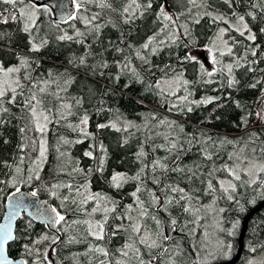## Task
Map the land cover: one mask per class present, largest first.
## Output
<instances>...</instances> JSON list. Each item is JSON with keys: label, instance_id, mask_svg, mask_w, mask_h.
<instances>
[{"label": "trees", "instance_id": "16d2710c", "mask_svg": "<svg viewBox=\"0 0 264 264\" xmlns=\"http://www.w3.org/2000/svg\"><path fill=\"white\" fill-rule=\"evenodd\" d=\"M108 2L112 8L101 9L95 4H89L87 11L76 12L74 15L90 18L92 14L99 13L100 18L94 22L102 25L98 33L95 30L89 31V27H86L81 19H69L64 23L54 21L52 9L48 6H41L47 7L50 11L39 12L35 27L30 33H26L23 31L25 18L19 15L20 9L23 4L29 5L35 3V0H24V3H18L15 9L0 0V63L4 67L21 68L18 78L25 85V96L28 95L30 82L39 84L47 81L46 93L42 94V106L50 108L54 113L50 117L52 123L48 125L46 133L48 152L47 161L40 173L41 180L31 185H21V189L33 191L42 183L49 185L71 183L76 186L84 185L88 181L91 193L108 197L110 201L115 202L116 207V211L109 214L103 241L88 236L86 226L81 223L72 227L58 226L61 242L48 247L46 241L38 247L47 248V251L54 249L64 264H99L100 260H105L106 264H116L117 261H124V264H139V260L132 252H129L128 257L121 255L124 245L132 242L140 248V258L145 264H148V261H152V264H172V261L175 264H204L203 250L210 249L217 244V241L207 236V240L202 243L199 236L205 235V222L210 219L208 231L212 230L213 216L219 218L220 215L221 226H219L224 229L223 234L226 239L224 240L218 232L219 236L222 237V242L230 243L232 248L228 257L213 262L231 260L238 250L243 219L264 199L260 193L263 185L257 188L255 185L241 184L233 180L237 184V192L233 194L235 200L228 201L219 190L218 181L230 177L222 171H216L210 177L209 172L229 163V154L239 153L245 144H247L245 154L252 158H259L261 155L259 149L264 148V121L261 125L248 128L250 123L248 114L252 111L255 101L261 102L264 106L262 101L264 31H261L264 29V0H261L259 8L253 7L257 0H232L231 6L225 0H197L199 7L189 4L188 0H152V7L147 10H137L136 16L130 22H125L128 14L124 13L123 9L131 3V0H108ZM137 2L144 5L147 0H137ZM164 4H167L176 23L169 24V27L160 32L164 24L168 23L159 17V8ZM140 11H143V15H140ZM212 11L233 21L243 15L249 28L256 35L255 41L246 39L247 32L243 37L234 30H230L226 35L231 46L233 39L237 41L232 55L226 53L220 57L222 63L232 62L234 65L231 75L226 70L220 71L222 68H218L212 77H207L200 68L202 63L205 69L212 71L210 65L198 56V51L210 44L220 26L228 27L220 21L214 23L212 16L215 15L206 14ZM12 16L16 19H11ZM4 18H8L7 23L3 22ZM197 19L199 23L194 22ZM185 24L190 32L189 36H184V29L180 27ZM174 29L179 35L175 43L169 40L168 43L160 45L155 54L142 48L149 37H156L152 45L156 46L158 41L166 40ZM77 30L83 32L84 36L77 37ZM65 33L73 36V39L60 40L59 37ZM33 43L41 46L38 52L30 51ZM250 48L256 49L255 57L248 51ZM137 51L145 56L149 63L139 59L136 55ZM246 51H248L246 61L241 60L242 66H235V60L243 57ZM189 53L200 63L184 59ZM22 57L28 58L29 67L24 68L21 65ZM81 58L85 60L84 64L80 63ZM253 61L257 62L253 63ZM129 62L130 68L135 69V74L129 68L123 67ZM105 64L107 67L103 66ZM177 74L182 75V78L189 83L186 86L187 90L181 86L176 96H162L154 87H149L162 82L161 86L167 90L163 82L174 80ZM117 76H119L118 80ZM233 78L237 83L230 87L228 81ZM252 84H256V87H250ZM33 90L37 91L39 98L41 94L38 89ZM182 96H187L188 99L182 102L180 99ZM209 98H214L211 103H196ZM77 101L80 103L77 104ZM61 103L72 105L71 114H68L67 109H60L57 113ZM145 103L156 105L158 108ZM173 104L178 108H172ZM5 107L9 108V113L3 115L6 122L0 124V180L9 179L15 166L19 164L20 156L25 155L20 151L19 145L27 143L22 139L20 132V128L28 122L22 98L18 95L15 105L6 103ZM188 107L192 108L191 112L187 111ZM163 109L165 111H162ZM85 114L89 117L88 124L80 127L91 134L88 137L83 136L80 128L76 127ZM62 115H66L67 118L59 119ZM242 117L248 118L246 123H242ZM161 119L175 123L169 127L167 122L160 124ZM129 122L133 127L125 131L124 128ZM101 123H115L121 131L111 127L98 129L97 125ZM251 132H258L259 138L249 137L248 134ZM23 135L39 136L35 132H27ZM225 138L237 143L222 144L221 141ZM62 140H68L70 143L63 144ZM250 140L255 143H250ZM77 141L82 142L77 143ZM173 142L177 144V148L169 151ZM101 144L107 150L106 153L100 150ZM253 147L257 149L255 154L251 152ZM141 148L146 153L142 157L138 156ZM87 151H92L94 158L85 156L84 153ZM26 152L25 162L21 165L25 170L30 167L28 157L37 155L30 149H26ZM60 152L65 155L60 156ZM205 154H211L212 159H206ZM102 155L105 160L103 171H97ZM155 160L167 165L168 171L157 168L152 172L151 165ZM8 165H11V168ZM144 165L149 167L145 168L141 181L129 179L120 188L113 186L111 177L114 174L121 173L132 177L139 173ZM176 167L184 171L173 172L172 169ZM73 169H83V172ZM154 179H158L159 183H154ZM208 179H211L217 187L216 192L207 191ZM243 179L247 180L246 177ZM261 180H264L263 176ZM166 185L184 188L185 192L193 197L191 201L193 209L198 208L200 211L195 216L184 212L182 206L185 202L181 201L180 205H169L167 211L158 205L149 209L150 215L156 216L161 221L160 225H156L149 217L139 218L135 198L132 196L136 188L141 187L137 195L145 202V207H148L153 192L162 201L165 196H179L178 193L167 191ZM0 187H4L6 205V197L15 189L10 186ZM58 191L61 199L69 195L66 188ZM38 195L47 199L54 207L60 204V200L50 196L47 191H42ZM127 205H132L130 215L133 220L116 219L128 212ZM241 205L243 211L240 210ZM93 207H95L93 201L84 206V211H76L75 206L69 205L66 212L69 222L91 219L92 216L101 220L102 212L91 216L86 214L90 213ZM221 208L224 209L223 212H219ZM5 210L6 207L0 212V221ZM165 217L175 227V231L171 239L163 240L161 237L159 242L169 249L171 255L161 253L159 249H149L140 245L137 242L138 237L132 234L129 227L131 222L139 220L144 230L166 235L163 222ZM29 219L23 215L17 223V235L21 239L11 248L16 258L22 253V244L29 242L24 234L25 222ZM173 220L177 223L173 224ZM236 221H239V224L234 230V235H229L228 232L232 230ZM117 224H122L128 231H119L115 236L111 235L113 227ZM44 234L57 235L49 231L44 224L33 221V227L28 233L31 239H38ZM69 237H75L79 242L68 243ZM205 244H207L206 248ZM96 246L104 247L109 252V256L104 257L102 254L90 251V248ZM251 248H255L256 251H251ZM263 253L264 209L249 221L241 261L249 254L259 256Z\"/></svg>", "mask_w": 264, "mask_h": 264}, {"label": "snow or ice", "instance_id": "6c2138e0", "mask_svg": "<svg viewBox=\"0 0 264 264\" xmlns=\"http://www.w3.org/2000/svg\"><path fill=\"white\" fill-rule=\"evenodd\" d=\"M4 4L11 5L13 9H15V6L19 4H23L24 0H2ZM226 3L231 6L232 0H225ZM188 3L191 5H196L199 7L200 5L197 4V0H188ZM75 9L77 13L82 11H87V5L89 4H95L97 7L103 9V8H112V5L108 2V0H74ZM134 6V7H133ZM152 7V0H147V3L144 5H141L137 2V0H131V3L127 7L123 9L124 13H127V18L125 22H130L137 13V10L143 9L147 10ZM253 7H261V0H257V3L253 5ZM131 9V11H130ZM66 10V6H65ZM41 11H50L47 7H41L35 3H29L27 10L24 8L20 9L19 15L21 17L25 18V23L23 25V31L26 33H30L31 29L35 27V23L37 20V14ZM190 11V9H189ZM209 16H212L211 13H206ZM140 15H143V11H140ZM235 15V13H233ZM249 15H252L249 13ZM159 17L162 18L163 21L168 22L164 24V27L160 29V32L164 31V28L169 27V24L175 25V20L173 19V16L170 15L165 7L163 5L159 8ZM100 18L99 13L92 14L89 17H83V16H74L72 13H68L66 16V21L68 19H81L86 27H89V31L95 30L97 33L99 32L102 25L95 24L94 22L97 21ZM11 19L15 20L16 17L12 16ZM213 22H223L228 25L226 28H220L218 31V34L213 41V45L211 47H208L207 50L212 53L211 62L212 64H218L219 61L216 58V52L213 51L214 48L217 47L216 41H221L223 48L226 50V53L228 55L233 54V47L237 43L233 39V45L229 46V41L224 39L225 35L228 34L230 30H234L235 32L239 33L240 36H245V33L247 32L248 35L246 36V39L249 41H255L256 35L251 31V29L248 27L247 23L245 22V17L243 15H240L237 17V22L239 26L237 27L235 24H231L228 20L225 19L223 15H217L212 16ZM4 23L8 22V18H4ZM195 23H199V19L194 21ZM181 28L184 29L183 35L189 36L190 32L188 30L187 25H181ZM261 31H264L262 29ZM77 37L84 36L83 32H80L77 30L76 32ZM60 40H72L73 36L67 35L66 33L64 35H61L59 37ZM179 39L178 31L172 30L167 39H162L156 43V46H152L154 42L156 41V37H149L148 41L145 42L142 45V48L144 50H150L152 54H155L157 52V49L160 45H164L168 43L170 40L171 43H175L176 40ZM230 39H232L230 37ZM151 46V47H150ZM187 47V45H185ZM40 45H37L36 43H33L30 51L38 52L40 50ZM120 51V49H117ZM219 51V49H217ZM250 51L252 56L257 55V51L255 48L248 49ZM248 51L245 52V55L243 57H240L239 59L235 60V66L239 67L242 66L240 61L245 60L248 54ZM225 51H219V55L222 57L225 54ZM136 55L139 59L143 60L145 63H149L147 58L140 54L139 51L136 52ZM21 59V65L24 68L29 67V60L26 57H22ZM184 59L193 61L196 63H200L197 58L190 53L187 54ZM257 61H253V63H256ZM81 64L85 63V60L81 58L80 60ZM104 67H107V65H103ZM124 68H129L131 72L135 74V69L130 68V62L125 63L123 65ZM234 65L232 63H229L226 65L227 71L229 75H231L233 71ZM200 68L204 71L207 77H212L217 69H213L212 71H208L204 68V65L200 63ZM21 71L20 67L17 66H10V67H4L2 63H0V124L5 123L6 121L3 119V115L5 113H9V108L5 107V104H11L15 105L17 102V96L19 95L22 98V104L23 109L26 111L28 116V122L20 128V132L22 134V139L26 140L27 143H22L19 145V149L22 153H25V155L20 156L19 158V164H17L12 171L10 177L8 180H0V186H10L11 188H14L15 190L6 197L7 204L5 205V196H4V187H0V212H3V209L7 207V211L3 213V222L0 223V264H54V262L50 259L47 248L42 249L41 247H38V245H43L44 242H48V247H51L52 245L59 244L60 238H59V229H57V235L55 236H49L47 234H44L40 236L38 239H31V237L28 235L29 229L33 227V221L31 219L27 220L25 222L24 226V234L25 237L28 238L29 242L22 244V253L20 254L19 258H16L13 256L11 252L12 246L21 239L20 236L17 235V229L15 227V221H17L18 218H22L21 214L25 211H27V208L29 207V204L33 207H36L38 209L37 216L39 219H41L45 224L56 227L60 226L63 228L64 226L72 227L74 224H84L86 226V231L88 236L93 237L97 241H103L105 239V226L108 223L109 220V214L116 211L115 202L110 201L108 197L101 196L99 193H91L89 191L88 185L90 182L86 181L84 185H76L74 186L71 183L68 184H45L42 183L40 186H38L35 190L24 193L21 191V185H31L35 181H40L41 176L40 173L43 171V165L47 161V140H46V133L48 131V125L52 123V117L54 113L50 108H44L43 105V95L46 93L47 90V81H43L41 83H31L29 84L28 88V95L25 96V85L21 82V80L16 76L17 73ZM220 71H223V69H220ZM139 79V77H137ZM26 79H28L26 77ZM116 79H119V76L116 77ZM141 82H143L141 80ZM162 82H157L154 85H149L150 88L154 87L156 90H158V94L160 95H169V96H176L177 91L181 86L185 87V90H187L186 86L188 85V81L184 80L182 78V75L177 74L174 80L172 81H164L163 83L167 85V90L161 86ZM237 83L235 79H230L228 81V85L231 87L233 84ZM259 83V81L257 82ZM172 84H175L177 86L176 90H171ZM43 85V86H41ZM250 87L255 88L256 84L250 85ZM33 89H38L39 94L41 96L38 98L37 91H34ZM19 90V91H18ZM57 99L59 97L57 96ZM183 101H186L188 99L187 96H184L180 98ZM214 98H209L208 100H203L196 103H211ZM80 101H77V104H79ZM72 105L71 104H64L61 103L59 108L57 109V113H59L60 109H67L69 110L68 114L70 113ZM172 108H178L177 105L173 104ZM171 111V108L169 109ZM187 111L191 112L192 108L188 107ZM262 112H264V106H262L260 111H256L254 113H249V116L264 121V116H262ZM23 118V117H22ZM66 115L59 116V119H66ZM155 118V117H153ZM242 123L247 122V117H242ZM89 117L87 114H85L79 122V125L76 127L80 128V132L83 136L88 137L91 134L86 132L82 126H86L88 124ZM168 123L169 127L172 126L175 122H168L164 119H161L159 121L160 124ZM72 127V125H69ZM111 127L115 129L116 131H121V128L117 127L115 123L111 124H105L101 123L97 125L98 129H104ZM129 127H133L131 122L128 123V125L124 128L125 131ZM27 132H35L38 133L39 136H33L29 137L26 135H23ZM249 137H257L259 138L258 132H251L248 134ZM243 139V138H241ZM82 141H77V143ZM127 141H125L126 143ZM228 143V144H234L237 143V141L228 140L225 138V140H222L221 143ZM250 143H255V141H249ZM63 144L70 143L68 140H62ZM100 150L102 153H106V149L104 148L103 144L100 146ZM177 148V144L175 142L171 143V149ZM245 148H247V144H245L244 148H241L239 153L233 152L229 154L228 160L229 163H225L222 168L220 169H213L212 172H209V176L211 177L214 172L216 171H222L227 174L228 177L231 179H220L218 181L219 190L221 191L224 198H226L228 201L235 200L234 193L237 192V184L233 182L237 181L241 184H248V185H256L258 183L257 177L260 175H264V148H260V157L259 158H252L245 154ZM26 149H30L31 151H34L37 153L35 157H28L30 160V167L25 170L21 165L24 164L25 158L27 156ZM59 151V149H57ZM251 152L255 154L257 152V149L253 147L251 149ZM65 153L60 152V156H64ZM85 156L94 158L92 151H87L84 153ZM146 153L143 151V148H141L140 152L138 153V156H145ZM205 158L208 160L212 159L211 154H205ZM178 159V157H177ZM104 156H101L100 159V167L97 169V171H103L104 166ZM8 167L11 168V165H8ZM148 165H144V167L141 168L140 172L137 173L135 176L128 177L125 174L116 173L111 177V181L114 187L120 188L123 183L127 182L129 179L135 180V181H141V175L144 173L145 168H148ZM157 168L163 169L164 171H168L167 165L162 163L160 160L153 161L151 165V171L155 172ZM73 171H79L83 172V169H73ZM91 171V169H89ZM173 172H183L184 169L176 167L172 169ZM191 171V169H189ZM195 175V173H193ZM243 177H248L249 179L245 180ZM154 183H159L158 179H154ZM260 185H264V180L259 181ZM62 188H66L69 191V195L64 196L62 199L59 196V191ZM83 189V190H81ZM165 189L167 191H170L171 193H178L179 196H165L163 201L160 197H157L155 193H151V202L148 205V207H145V202L139 198L137 195L141 191V187H137L136 190L132 193V196L135 198V202L138 209V217L144 218L149 217L150 219L154 220L156 225H160L161 221L156 218L154 215H150L149 209L154 206L158 205L164 208L165 211H167V208L169 205H180L181 201L185 202V205L182 206L183 211L186 213H189L192 216H195L197 212L200 210L193 209L191 206V201L193 197L189 195L187 192H185L184 188H180L178 186H172V185H166ZM218 189L214 184L212 183L211 179L207 180V191L210 193L216 192ZM42 191L49 192L50 196H52L55 199L60 200V204L55 207H48L47 202H41L37 203L36 201H29V204H26L25 201L29 197H37L38 194ZM74 193V195H73ZM261 195L264 196V192H261ZM90 201L95 202V207L91 209L90 213H86L87 215L91 216L97 212H102L103 216L102 219L99 221H96L95 223L92 222L91 219H85L83 221L80 220H74L71 223L69 222L66 212L68 211V206L73 205L75 206L74 210L76 211H84V206L88 204ZM101 201H104V206L101 205ZM237 203H239L237 201ZM111 206H108V205ZM128 209V212H126L124 215H120L116 217V219H119L121 221L127 219L129 221H132L133 218L130 215V212L132 210V205L126 206ZM63 209V211H61ZM240 210L243 211V205H241ZM224 209H219V212H223ZM199 219V218H197ZM196 221H193L195 223ZM173 224H176L177 221L173 220ZM239 221H236L233 224V228L231 231L228 232L229 235H234V230L238 226ZM129 227L131 229V232L133 235L138 237V243L140 245H144L149 249H159L161 253H169V249L163 247L162 243H160L161 237L163 240H169L171 239L170 236L163 235L161 232L152 233L147 230L143 229V225L139 222V220H136L135 222H131L129 224ZM187 227V224L185 225ZM219 227V225H217ZM67 229L65 228V231ZM119 231H128V229L124 228L122 224H117L113 227V230L111 232V235L115 236ZM221 231H224V229H221ZM155 236V238H154ZM205 237H207V233H205ZM131 239V238H130ZM68 243H78L79 241L76 240L75 237H69ZM207 247V244H205V248ZM232 245L230 243L225 244L222 241H217V252L220 256H228L231 252ZM90 251H94L96 253L102 254L104 257L109 256V252L101 246H96L94 248H90ZM251 251L255 252V248H251ZM129 252H132V254L139 260V264H145L144 260L140 258V248L135 246V243L129 242L124 245V249L121 250V255L123 257H128ZM210 256L215 257L216 253H209ZM158 258V257H156ZM99 264H106L105 260H100ZM116 264H124V261H117ZM148 264H152V261H148ZM172 264H175L174 261H172ZM248 264H256L255 261H249Z\"/></svg>", "mask_w": 264, "mask_h": 264}, {"label": "rangeland", "instance_id": "374dc122", "mask_svg": "<svg viewBox=\"0 0 264 264\" xmlns=\"http://www.w3.org/2000/svg\"><path fill=\"white\" fill-rule=\"evenodd\" d=\"M35 1H36V0H35ZM27 7H28L27 4H23L21 8H24L25 10H27ZM164 7H165V6H164ZM165 9H166V11H167L170 15L173 16V14L169 11L168 8L165 7ZM211 14H213V15H215V16L220 15L219 13H216V12H214V11H212ZM38 16H39V13L37 14V17H38ZM224 17H225V16H224ZM225 19L228 20L231 24H235L237 27L239 26L237 20H236V21H233V20H230V19L227 18V17H225ZM245 22H246V21H245ZM246 23H247V22H246ZM247 25H248V24H247ZM248 27H249V26H248ZM220 28H226V27H224V25H223V26H220V27L218 28V30H217L215 36L213 37L212 41L210 42V44L207 45V46L202 47V48L200 49V51L204 54L206 60L208 61L209 65H210V68H211L212 70H213V69L222 68V69H224V70L227 71L226 65L229 64V63H232V62H224V63H222V62L220 61V57H221V56L219 55V51H225V53H226V50L223 48L222 42H221V41H216V45H217V47L213 49V51L216 52V58H217V60L219 61L218 64H215V65L212 64V62H211L212 53H210V52L207 50L208 47H211V46L213 45V41L215 40V38H216V36H217L218 31H219ZM224 39L228 40L227 37H226V35H225ZM229 46H231L230 42H229ZM217 49H219V51H218ZM198 56H199V55H198ZM199 57H200V56H199ZM227 72H228V71H227ZM16 76L18 77V73L16 74ZM176 87H177V86H176L175 84H172V88H171V90H175ZM166 88H167V85H166ZM182 97H183V96H182ZM262 101H264V98H263ZM145 104L150 105V106H152V107H156V108H158V106H156V105H151V104H149V103H145ZM261 108H262V103H261V102L259 103V102L255 101L254 106H253V109H252V111H251L250 113H254V112H256V111H260ZM159 109H160V108H159ZM162 111H165V110L163 109ZM261 114H262V116H263L264 112H262ZM248 117H249V120H250V123H249V127H248V128L254 127L255 125H261V124H262V121H261V120L255 119V118L249 116V114H248ZM192 124H193V125H197L196 123H192ZM201 127H205V126H201ZM205 128L210 129V130H214V129L209 128V127H205ZM45 138H46V137H45ZM46 140H47V138H46ZM261 176L264 177V175H260V176L257 177L258 183L255 185L257 188L260 186L259 181L261 180ZM259 177H260V179H259ZM246 178L249 179L248 177H246ZM228 179H231V178H228ZM262 189H263V190H262L261 192H264V185H263ZM261 192H260V193H261ZM101 205H104V201H101ZM218 216H219L220 220H219V218H218L217 216H215V215H214L213 218H212V230H209V231H208V229H209L210 219H208V220L205 222L204 234L207 233V236H208L210 239H213V240H216V241H221V240H222V237H223L224 240L226 239V237H225V235L223 234V231H221V229H222V227L220 228V226H221V224H220L221 217H220V215H218ZM91 220H92L93 223H95L96 221H99V219L96 218V217H94V216H92ZM217 225H220V226L217 227ZM219 228H220V229H219ZM218 232L222 235V237L219 236V233H218ZM165 233H166V231H165ZM173 233H174V232H173ZM173 233H172V235H173ZM172 235H171V236H172ZM171 236H170V237H171ZM199 239L201 240L202 243H204V242L207 240V237H205V235H204V236H199ZM50 250H52V248L49 249V251H50ZM210 252H212V253H216L215 257L210 256V255H209ZM203 255H204V257H203V263H204V264H205V263H206V264H212V263H214L213 260L228 257V256H226V257H225V256H220V255L218 254V252H217V244L214 245V246H212L210 249H208V250H206V251L203 250ZM263 256H264V253H263L262 255H259V256H254V255L249 254V255H247V256L241 261L240 264H248V262H249L250 260H251V261H255L256 264H263ZM210 261H211V262H210ZM208 262H209V263H208Z\"/></svg>", "mask_w": 264, "mask_h": 264}, {"label": "water", "instance_id": "95a60500", "mask_svg": "<svg viewBox=\"0 0 264 264\" xmlns=\"http://www.w3.org/2000/svg\"><path fill=\"white\" fill-rule=\"evenodd\" d=\"M35 4H37L39 6L51 7L53 9V12H54L53 13L54 14V16H53L54 20L57 22H61V23L66 22L65 18H66L68 13L74 14L75 10H76L74 5H73V0H36ZM65 6H66V10H65ZM21 191L24 193L31 192L28 190H21ZM33 200L36 201L38 204L41 202H47L48 207H53L52 204L47 199L42 198L39 195L37 197H29L25 201V203L29 204V201H33ZM263 209H264V200H262L254 208H252L249 211V213L246 215V217L243 219L242 229H241V233L239 236V243L240 244H239L238 251H237L236 255L234 256V258L229 260V261L218 262V263H214V264H238L240 262L241 257H242L243 252H244L245 233H246V230L248 228L249 221ZM6 211H7V207H6L5 212ZM37 213H38V209L29 204L27 211L23 212L21 214V217L23 215H26L30 219L44 224L50 231L57 233V226L54 228V227H51V226L45 224L41 219L38 218ZM19 219L20 218H18L17 221H15V227H17V223H18ZM2 222H3V218L0 221V223H2ZM163 222H164L166 235L171 236L172 233L175 231V227L169 223V221L166 217L163 219ZM49 257L54 262V264H63L62 261L52 252V250H50V252H49Z\"/></svg>", "mask_w": 264, "mask_h": 264}]
</instances>
